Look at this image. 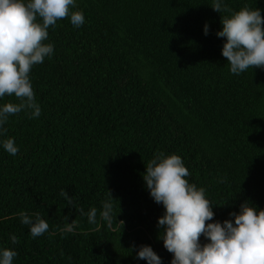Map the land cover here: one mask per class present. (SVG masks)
<instances>
[{
    "label": "trees",
    "instance_id": "16d2710c",
    "mask_svg": "<svg viewBox=\"0 0 264 264\" xmlns=\"http://www.w3.org/2000/svg\"><path fill=\"white\" fill-rule=\"evenodd\" d=\"M212 3L75 0L70 12L84 23L49 27L53 55L29 73L41 115L10 116L0 135V251H16L13 264H147L141 245L171 264L157 226L165 208L143 179L160 152L179 155L189 183L205 189L214 212L206 223L234 222L244 202L264 210V68L230 72ZM224 3L264 18V0ZM7 102L18 100L6 95L0 107ZM8 138L16 155L3 148ZM109 192L111 224L100 216ZM21 212L39 213L48 232L33 238ZM72 220L75 230L64 231Z\"/></svg>",
    "mask_w": 264,
    "mask_h": 264
},
{
    "label": "clouds",
    "instance_id": "9594fccd",
    "mask_svg": "<svg viewBox=\"0 0 264 264\" xmlns=\"http://www.w3.org/2000/svg\"><path fill=\"white\" fill-rule=\"evenodd\" d=\"M211 6L221 13L223 27L216 34L226 38L222 55L230 72L239 75L253 66L264 68V18L261 10L245 5L233 11L224 0H213ZM72 7H75V0H0V98L7 95L18 100V103L7 102L0 107V135L7 133L4 125L10 116L25 112L31 119L41 115L29 73L34 65L53 55V44L44 43L50 26L54 27L58 20L67 17L74 27L84 23V14L70 12ZM208 32L209 27L205 24L204 34ZM3 148L11 155L19 151L13 138L5 139ZM189 175L179 155L165 156L163 152L147 163L143 174L150 196L165 208L157 226L163 229L160 237L164 247L174 254L171 264H264V210L257 211L244 202L239 214H229L234 217V222L206 223L214 216L211 202L205 197L204 188L189 183L186 179ZM60 196L75 208L66 191L62 189ZM110 198L103 203L100 212L102 219L109 224L113 219L111 193ZM79 211L85 214L82 208ZM86 215L89 223H96V208H91ZM20 218L22 224L29 226L33 238L49 230V223L39 213L33 219L21 212ZM76 226V221L72 220L64 231L73 232ZM202 234L209 238L203 246L199 242ZM11 241L19 243L15 235ZM16 256V251L4 248L0 251V264H13ZM137 259L146 260L147 264H162L161 257L150 245L140 246Z\"/></svg>",
    "mask_w": 264,
    "mask_h": 264
}]
</instances>
